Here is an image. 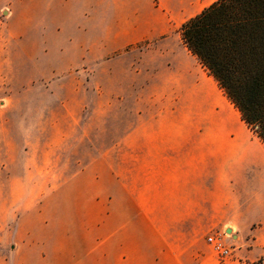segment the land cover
<instances>
[{
	"label": "crops",
	"instance_id": "0c3cea01",
	"mask_svg": "<svg viewBox=\"0 0 264 264\" xmlns=\"http://www.w3.org/2000/svg\"><path fill=\"white\" fill-rule=\"evenodd\" d=\"M9 1L12 31L9 44L0 43V264H81L80 192L66 187L75 177L66 179L61 155L66 133L48 127L55 116L48 105H63L64 99L32 92L47 93L66 69L143 42L166 40L169 48L171 35L216 0ZM71 56L76 62L65 63ZM174 65L182 78L193 71ZM33 103L46 105L39 127L31 122L32 112L14 113V105ZM217 114V132L225 139L216 152L228 157L226 170L223 161L218 165L225 170L223 179H194L187 161L164 166L149 160L142 178L120 179L121 215L127 210L129 217L120 264H217L206 243L208 233L235 228L239 240L250 232L254 204L242 207L240 195H250L255 179L249 173L264 171V145L237 111L226 123ZM155 145L172 149L169 133L137 127L122 140L128 151L146 153ZM163 168L177 170L157 172ZM261 197L264 203V192Z\"/></svg>",
	"mask_w": 264,
	"mask_h": 264
},
{
	"label": "rangeland",
	"instance_id": "374dc122",
	"mask_svg": "<svg viewBox=\"0 0 264 264\" xmlns=\"http://www.w3.org/2000/svg\"><path fill=\"white\" fill-rule=\"evenodd\" d=\"M9 12L10 1L0 0L2 46L9 44L12 31L7 25ZM165 42H143L110 56L97 57L90 65L60 73L47 93L32 92L33 96L54 94L64 99L63 105H48L55 115L49 119L48 127H59L66 133L61 155L66 179L75 177L66 187H78L80 192L81 264H120V246L129 239L127 210L124 217L121 215L120 179H139L140 175L142 178L146 160L164 166L187 161L193 167L194 179L225 176L228 157L216 152L224 146L225 139L223 133L217 132V113H222L220 117L226 123L233 120L237 110L183 47L178 29L169 39V48L164 47ZM68 60L73 64L77 57H65V63ZM175 61L181 71L191 67L192 72L186 70L189 77L182 78L174 72ZM45 108L40 103L16 104L14 113L32 112L31 122L39 127L43 121L38 117ZM137 127L169 133L173 148L164 151L165 145H155L146 153L124 150L122 140ZM220 161L225 170L218 168ZM176 170L163 168L157 172L170 174ZM263 175L262 170L250 172L249 179H255L248 186L250 195H240L242 207L244 203H253L255 208V223L248 235L237 240L234 236L239 231L229 228L230 234L221 231L205 236L211 251L207 238L215 235H220L231 248V256L224 261L215 254L217 264H264V181L259 180L264 179Z\"/></svg>",
	"mask_w": 264,
	"mask_h": 264
},
{
	"label": "trees",
	"instance_id": "16d2710c",
	"mask_svg": "<svg viewBox=\"0 0 264 264\" xmlns=\"http://www.w3.org/2000/svg\"><path fill=\"white\" fill-rule=\"evenodd\" d=\"M178 34L264 145V0H216Z\"/></svg>",
	"mask_w": 264,
	"mask_h": 264
},
{
	"label": "built area",
	"instance_id": "2783aa9c",
	"mask_svg": "<svg viewBox=\"0 0 264 264\" xmlns=\"http://www.w3.org/2000/svg\"><path fill=\"white\" fill-rule=\"evenodd\" d=\"M207 241L212 246L214 253L220 260H226L231 256V248H228L220 235H215L207 238Z\"/></svg>",
	"mask_w": 264,
	"mask_h": 264
},
{
	"label": "water",
	"instance_id": "95a60500",
	"mask_svg": "<svg viewBox=\"0 0 264 264\" xmlns=\"http://www.w3.org/2000/svg\"><path fill=\"white\" fill-rule=\"evenodd\" d=\"M226 233L230 234V233H231L230 229H228V230L226 231Z\"/></svg>",
	"mask_w": 264,
	"mask_h": 264
}]
</instances>
